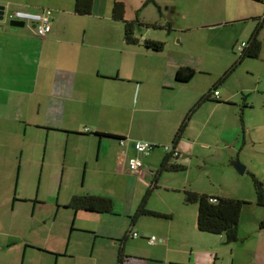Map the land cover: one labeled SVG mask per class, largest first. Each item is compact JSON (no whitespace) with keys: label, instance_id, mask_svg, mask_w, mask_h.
<instances>
[{"label":"crops","instance_id":"crops-1","mask_svg":"<svg viewBox=\"0 0 264 264\" xmlns=\"http://www.w3.org/2000/svg\"><path fill=\"white\" fill-rule=\"evenodd\" d=\"M74 1L0 0L4 6L0 20V177H10L0 179V264H190L199 251L198 243L206 237L196 227L197 209L186 207L180 192L188 187L225 196L200 189L189 178L194 166L200 167V160L216 159L218 149L232 150L223 127L231 130L235 141L240 129L246 132L243 119L235 121L241 104L238 96H243L242 104L248 107L243 91L255 90L253 86L240 85L235 90L224 86L226 77L219 80L220 74L216 75L217 55L220 52L222 73L235 71L242 60L237 63L234 53L240 55L239 43L247 44L256 25L252 17L261 16L250 12L248 0H235L237 10L217 20L211 15L217 17L218 0H167L173 13L181 10L182 21L166 17L164 27L158 24L165 28L163 37L151 36L148 30L135 31L137 42L132 44L125 39L123 21L112 16L114 0H93L87 14L75 12ZM120 1L124 18L132 19L127 14V0ZM220 3L227 10V1ZM16 8L46 13L50 32L39 37L29 26L11 25L5 16ZM192 11L197 14L188 18ZM248 19L255 23L235 27L236 33L233 29L211 31L213 26L226 28L231 22L242 24ZM144 39L163 41L164 46L153 51L144 47ZM180 66H190L197 73L187 82H177L175 73ZM213 89L218 91L216 96ZM207 93L209 99L199 102ZM183 120L185 126L174 143L179 155L170 160L183 164L186 176L159 179L163 173L160 164L167 154L160 147L137 154L142 165L138 171H130L128 159L136 153L134 141L172 144ZM63 131L62 139L53 140V144L62 142L63 171L81 160L84 179L89 170L99 174L98 179L129 176L141 186L134 196L123 194L121 201L95 191L104 186V180L98 188L85 189L84 193L111 198L123 221H114L109 212L67 207L75 194L56 205L50 220L46 212L36 210L43 205L37 201V192L34 196L23 189L16 193L19 179L9 192L12 173L19 175L22 160L45 162L47 143L52 139L49 133ZM98 132L119 135L123 142L98 136ZM42 146L38 156L36 148ZM95 148L100 163L91 168L87 156ZM145 196V208L156 214L133 218ZM31 199L32 217H26L25 201ZM60 206L70 209L69 213L59 212ZM66 214L72 224L59 225L60 219L68 221V216H60ZM134 231L137 237L131 235ZM151 235L156 240L150 244Z\"/></svg>","mask_w":264,"mask_h":264},{"label":"rangeland","instance_id":"rangeland-1","mask_svg":"<svg viewBox=\"0 0 264 264\" xmlns=\"http://www.w3.org/2000/svg\"><path fill=\"white\" fill-rule=\"evenodd\" d=\"M226 1L228 6L227 10H224L225 8L222 7L220 3L221 0H218V2L216 1L218 4L215 2L218 5L215 8L217 17L213 14L211 15L215 20L226 16L230 17L232 15L230 11L234 12L237 10L236 8H238V5L235 0L232 2L230 0ZM169 5L170 3L167 0H127V14L130 15L131 18H135L142 23L148 21L150 22L149 24L153 25L157 23L165 25V18L169 16L174 17L175 21L178 20L181 22V10L173 13L171 7L167 8ZM247 5L250 12H255V14H259L258 16L261 17L264 16V0H248ZM193 12L194 11L188 13V18L197 14ZM241 23L242 24L231 22L226 28L213 26L211 31L219 33L222 29H226V31H231L233 29V33H236L235 27H239V25L252 26L255 21L248 19L243 20ZM146 24L147 23L144 25L141 24L140 26L136 25L135 31L145 32L148 30L151 36H164L165 28L154 27L152 25L145 26ZM259 33V39L262 42L259 56L256 58L245 57L238 64L235 62L234 64H237L236 70L226 76L223 81L224 86L231 90H235L237 86L239 88L240 85L253 86L255 88V90L243 91L249 102L248 107L242 104L243 96L241 94L238 96L241 104L238 105V120L236 118L235 121L239 123L240 120L243 119L247 125V133H244L243 130L240 129V136L237 141H235L231 130L223 127L224 136L232 143L230 145L232 146L231 152L225 149H218L216 152V159H214L213 156L208 157L206 163L200 160V167L195 165L189 178L193 185L200 189L216 191L219 194L233 196L247 202L243 207L237 227L238 239L226 242L224 236L219 238V235L201 232V234L206 237V240H202L198 243L197 248L199 251L192 257L194 261L190 264H264V229L258 227L259 220L264 218V206H259L255 202V192L251 176V174H253L264 184V22ZM238 55V52L234 53L235 60L238 59ZM220 62L221 56L220 52H218L216 75L220 74L219 77L221 78L224 72H221ZM214 75L215 74L212 76ZM244 134L246 136H244ZM49 135L52 139L47 143L46 161L40 162V159L32 160L28 158L25 160L24 158L22 160V165H18L20 171V173H18L19 175L17 176V173H12L11 179H13V181L9 187V192H13L15 179H19L16 193L19 192V189H23L30 196H34L37 192V201L43 203V205L37 207L36 210L38 209L39 211L46 212L50 220L52 216H54V208H56L57 204L61 205L64 202H68L73 194H82L86 192V188L92 186L98 188L99 182L102 180L105 181L104 186L100 185V188L95 189V191L106 193L111 196L112 199L115 196L119 201L122 200L120 198H122L123 194H131L134 196L137 190L141 188V186H137L136 179L129 176H121L118 178L110 175L107 176L108 179H98L99 174L95 172L91 173L87 170L86 179H84V166L81 160H77L72 167L63 171L62 159L60 158L62 142H60V144L58 143L59 146H57L58 144H53V140L55 137H58L57 139H62V136H65L66 133L64 131L62 133L50 132ZM43 149V146L41 149L36 148V154L41 156ZM70 153L71 148L68 150V156H70ZM25 154L26 151H24V155ZM87 157H89V167L97 168V166H99L100 160L96 162V148L95 150L93 149L90 156L88 155ZM234 160H238L239 163L244 165L245 170L243 173H239L232 166L231 162ZM184 172L163 171V173L159 175V179L177 176L178 179H180L181 174L186 176ZM7 177L10 179L7 174L0 177V179H7ZM160 191L165 193V190L160 189ZM180 193L183 195V192ZM154 198L156 197L154 196ZM25 202L27 203L24 205L26 209L24 215L26 217L28 215L32 217V215H30L32 214L33 208L31 203L32 199ZM151 202L157 204L158 201L152 199ZM189 205L197 209L195 203H187L186 207H189ZM62 206L58 208L59 212H67L68 214L70 209H64ZM117 210L118 207H116L114 203L111 211L114 221H123L124 219L119 216L120 214L117 213ZM26 213L28 214L26 215ZM67 214L60 216L64 219L65 217L63 216L67 217ZM72 214L74 213L72 212ZM36 216L37 213H35V217ZM69 216L67 217L68 221L62 222L60 219L58 221L60 223L58 224H72V220H69ZM43 221L44 219L41 222Z\"/></svg>","mask_w":264,"mask_h":264},{"label":"trees","instance_id":"trees-1","mask_svg":"<svg viewBox=\"0 0 264 264\" xmlns=\"http://www.w3.org/2000/svg\"><path fill=\"white\" fill-rule=\"evenodd\" d=\"M92 4H93V0H75L74 10L78 14H87L90 12L92 8ZM124 10H125L124 3L122 1L120 0L113 1L112 16L115 19L123 21L125 39L127 40V42L134 44L137 42L136 39L134 38L136 25L140 26L141 24L144 25L145 23H142L139 20H136L135 18L129 20L125 19ZM6 17L7 16H5V18ZM252 19L256 21L255 28L252 31L247 44L240 51V55L237 59V63L240 62V60H242L245 57L256 58L259 56L261 50V40L258 38V34L262 28V22L264 16L252 17ZM10 20L11 19H9V21ZM147 25H152L154 27L159 26L158 23L154 25L147 23L145 26ZM164 26L165 25H163V27ZM167 30L169 31V28ZM142 43L144 47L151 49L153 51H160L164 46L163 41L154 40V39H144ZM230 71L231 70L224 72L219 80L224 79L229 74ZM196 73L197 71L190 66H180L176 70L175 79L177 82H187L191 80ZM212 91L214 94V91L217 90L213 89ZM207 99H209V93L203 95L200 98L199 102L205 101ZM184 126H185V120H183V122L180 124L179 128L177 129L172 144L171 143L156 144L155 148L160 147L164 149L167 153L160 164L159 172H163V171L178 172L185 170V166L183 164L177 162L176 160H170V158L175 159L179 155V152L175 148L174 143L179 138ZM95 134L98 136H107L117 139L118 142L120 143L123 142L122 140L124 138L119 135H112L110 133H103V132H98ZM251 176H252L253 188L255 192V202L259 206H264V184L262 181L257 179L253 174H251ZM182 192H183V200L185 203H195L197 205L196 227L199 231L224 236L226 242H231L238 239L237 227L243 207L247 203L246 201L233 196H211L205 193L196 192L188 187H184L182 189ZM145 201H146V196L142 198L139 206L137 207L133 215V218L142 214H151V215L156 214L155 212L145 208ZM66 206L74 210L111 213L113 202L111 198L107 196L83 193V194L73 195L70 199V202ZM258 227L260 229H264V218L259 220ZM118 262L120 263V260Z\"/></svg>","mask_w":264,"mask_h":264},{"label":"built area","instance_id":"built-area-1","mask_svg":"<svg viewBox=\"0 0 264 264\" xmlns=\"http://www.w3.org/2000/svg\"><path fill=\"white\" fill-rule=\"evenodd\" d=\"M8 19L23 21L25 25H28L32 28L33 32L39 37H45L47 33L51 30V20L50 17L44 12H34L27 9L16 8L12 11H9L6 15ZM246 45L245 41H242L238 50L241 51ZM214 94L217 95L218 92L214 91ZM157 143L149 140H136L133 143L135 149V155L131 156L128 160V167L131 172H136L141 167L142 162L137 154L144 155L148 154L153 148H155ZM168 147V146H166ZM133 237H137V232H132ZM156 240L155 235H151L148 238V242L151 244Z\"/></svg>","mask_w":264,"mask_h":264},{"label":"water","instance_id":"water-1","mask_svg":"<svg viewBox=\"0 0 264 264\" xmlns=\"http://www.w3.org/2000/svg\"><path fill=\"white\" fill-rule=\"evenodd\" d=\"M3 12H4V6L0 4V20H3V18H4ZM9 23L11 25L19 26V27L24 26V22L23 21L10 20ZM231 164L239 173H243L244 172L245 167H244V165L239 163L238 160L232 161Z\"/></svg>","mask_w":264,"mask_h":264}]
</instances>
